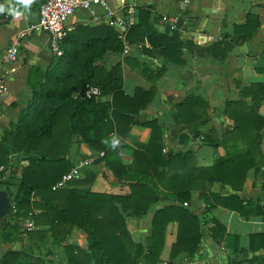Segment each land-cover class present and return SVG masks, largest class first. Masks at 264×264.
I'll list each match as a JSON object with an SVG mask.
<instances>
[{
    "label": "crops",
    "instance_id": "0c3cea01",
    "mask_svg": "<svg viewBox=\"0 0 264 264\" xmlns=\"http://www.w3.org/2000/svg\"><path fill=\"white\" fill-rule=\"evenodd\" d=\"M43 1L34 0L25 9L16 0H11V4L9 0H0V5L5 8L0 13V80L9 90L8 95L0 99V141L4 133L11 130L12 123L21 119L22 111L33 97L30 82L37 75L33 70L47 75L60 58L63 59V69H75L84 65L87 54L96 55L92 66L97 68L99 82L103 81L112 67L120 66L124 94L133 98L137 90L142 89L145 93L137 101L138 105H143L148 99L149 101L132 116L134 123L125 135L117 134L115 130L109 132L110 139L113 134L120 139L117 150L120 163L126 170L121 178L112 173L104 153L93 150L79 132H72L66 114L61 113L55 118L50 136L30 144L17 145L12 150L14 154L8 168L1 170L0 190L9 187V196L19 197L23 191L19 189H29L26 203L29 212L37 215L43 212L38 208V204L43 205V197L31 186L32 177H28L29 184H23L22 166L28 165L32 159L44 158V162H51L61 158L66 159L72 169L80 160H92L82 168L75 181L58 188L77 190L79 194L92 192L117 199L126 198L133 194L134 189L143 187L144 190H141L153 200L142 213L136 214L129 209L131 207H125L119 200H114L113 205L122 215L132 243L143 249L141 255L132 253L129 258L139 257L136 264H147L144 256L149 252L147 240L152 233L153 219L157 211L175 204L176 199L165 196L167 193L163 184L154 176L147 179L139 170L136 173L132 170V149L149 143L153 129L144 123L153 122L161 130L162 155L166 160L169 153H191L195 158L191 165L196 168L211 167L219 158L228 154V148L204 141L203 136H216L219 142L220 136L234 126L233 119L224 114L226 104L242 100L248 106L253 105L254 97L245 90L252 85H263L257 113L264 117V0H111V7L116 13L125 19H132L134 25L112 26L105 17H101L100 10L97 11L99 17L96 20L88 12L78 10L66 23L69 33L63 45L61 44L62 47L60 46L61 56L51 51L49 34L40 32L21 40L18 59L7 65L5 51L20 31L38 21L39 7ZM10 8L22 15L14 17L9 12ZM179 18L182 19L181 25L176 23ZM122 30L124 37H120ZM202 35L205 37H201ZM110 38H114L115 43ZM88 39L103 41L94 40L89 48H84ZM126 46L128 51L125 54ZM160 71L158 76L149 77L151 72ZM78 94L75 92L73 96ZM191 96L201 97L207 107L204 108L205 111H200L199 121L189 126L180 116L176 105ZM111 99L112 97H106L105 101ZM112 113L113 111L109 112V118L114 122ZM204 120L205 123L202 124ZM119 122L122 120L119 119ZM239 142L241 146L245 145L244 142ZM259 146L260 152L264 154V129L261 131ZM23 154L30 155V160L21 157ZM12 164L15 172L11 178ZM167 171L159 169L158 174ZM262 182L261 174L251 169L247 171L246 180L241 187L218 181L205 182L204 192L216 194L220 199L237 196L250 205L264 208ZM200 193L199 190H193L187 203L182 202L202 222L200 248L193 256L183 251L171 258L178 229V222L171 221L165 228L164 248L153 264H231L230 261L237 257L247 259L239 264H264L258 259L253 260V257H264L263 246L258 243L257 250L252 251L249 241L251 235H264V215L243 216L237 211L217 206L206 209L205 199ZM53 205L64 207L59 199ZM255 211L252 209V212ZM21 218L27 219L29 215ZM212 219L218 220L226 234L236 237L237 252L225 248V243L213 239L209 231ZM31 220L34 222V229L30 233L36 236H29L21 219L8 220L9 226L4 231L8 232L10 227L16 225V233L8 243L0 240V262L7 252L15 249L28 254L31 264H93L92 260L86 262L91 256V250L87 232L79 224L76 223L68 235H64V228L58 225L61 235L54 238L48 224L44 223V216L37 220L31 217ZM121 230L114 229L119 236ZM38 234L40 235L37 236ZM38 245L44 246V254L41 256L27 251L28 247L38 248ZM71 249L74 251H70Z\"/></svg>",
    "mask_w": 264,
    "mask_h": 264
},
{
    "label": "trees",
    "instance_id": "16d2710c",
    "mask_svg": "<svg viewBox=\"0 0 264 264\" xmlns=\"http://www.w3.org/2000/svg\"><path fill=\"white\" fill-rule=\"evenodd\" d=\"M134 30L136 31V29ZM149 38L152 36L149 35ZM94 40L103 41L107 38ZM94 40H86L84 48H89ZM110 41L115 43L116 40L110 38ZM95 56L91 53L87 54L84 65L75 69L74 67L63 69V59L60 58L53 70L47 75L33 70L37 74L35 80L30 82L33 97L26 109L22 111L21 119L12 123L11 130L5 132L0 141V170L8 168L10 159L14 154L12 150L17 145L30 144L50 136L55 118L59 114L65 113L67 120L71 123L72 132H79L93 150L104 153L106 163L112 173L118 178L125 174L126 170L120 163L119 150L113 151L102 141L110 140L109 132L111 131L115 130L120 135H125L130 131L131 125L134 123L132 116L145 107L149 99L139 106L137 101L145 93L144 90L138 89L133 98L124 94L121 87L120 66L112 67L106 73L103 81L99 82L100 75L96 73L97 68L92 66ZM160 73L161 71L151 72L149 77L151 75L158 76ZM86 84L99 88L102 98L98 100L84 99L80 94L74 97L73 94L75 92L81 93ZM262 87L263 85H252L250 89L245 90L246 93L254 97V104L251 106L242 100L230 101L226 104L224 114L233 119L234 126L220 136L219 142L216 136H203L204 141L213 145L218 143L219 146L228 148V154L219 158L211 167L196 168L191 165L195 161L191 153H169L166 160L162 155L163 137L161 130L153 122L144 123L153 131L148 144H142L136 149H132L134 153L132 170L135 173L139 170L147 179L154 176L163 184L167 193L165 196L176 199L175 204L157 211L153 219L152 233L147 240L149 252L144 256L147 264H153L158 259L157 256L164 248L166 225L171 221L178 222L177 237L172 247L171 258L183 251L193 256L200 248L202 244L200 233L202 222L198 216L188 210L189 207L182 203L184 201L187 203L189 194L193 190L201 192L200 195L205 199L206 209L217 206L237 211L243 216L264 215V208L250 205L237 196L220 199L216 194L204 192L205 182L218 181L234 187H241L246 180L247 171L251 169H254L257 174H261L262 186H264V154L260 152L259 146L261 131L264 129V117L257 113L262 98ZM104 97H112V99L102 102ZM206 107L207 104L199 96H191L176 105L180 116L189 126L199 121L200 111H205L204 108ZM112 111L114 122L109 118V112ZM118 118L122 122H119ZM201 123L204 124L205 120ZM239 141L244 142L245 145L241 146ZM28 154H23L21 157H27L30 160ZM14 168L15 166L12 164L11 178L15 172ZM70 168L69 162L61 158L51 162H44V158L32 159L28 165L22 166L23 184L29 182L28 177H32L31 186L43 197L41 198L43 205L38 204V208L43 212L37 215L31 213L32 218L37 220L44 216V223L48 224L54 238H59L61 235L58 225L64 228L63 234L68 235L70 229L76 223L79 224L87 232V242L91 250V256L86 262L92 260L93 264H136L135 261L139 257L130 259L129 256L132 253L141 255L143 253L142 246L132 243L126 231L124 219L115 209L113 201H122L125 207H131L129 209L138 214L142 213L141 211L153 199L148 198V195L141 190L143 189L141 186L134 189L133 194L128 197L117 199L110 198L108 195L92 194V192L79 194L77 190H61L60 188H56V190L57 182L61 181ZM159 169L168 170L170 173L167 171V173L158 174ZM4 190L11 194L9 187L4 188ZM25 190L26 192L23 191L24 193L22 192L19 197L10 196L14 212L13 217L7 218L6 222L0 225V230H2L0 240L3 243L13 240L16 230V225H13L8 232L4 231L9 226L8 220L22 219L21 217L28 216L30 213L28 203H26L28 201L27 194L30 190L26 188ZM56 199L64 203L63 208L53 205ZM140 205L144 206L141 207ZM21 209H25V211L22 212ZM252 209L256 211L252 212ZM211 223L209 231L213 239L225 243V248L237 252L236 237L226 234L218 220L212 219ZM114 229H122L121 236L117 235ZM26 232L29 236H36L29 231ZM249 241L252 251L257 250L256 245L258 243H261L264 248L263 234L251 235ZM70 251L73 252L74 250L71 249ZM29 258L28 254L14 249L2 257L0 264H31ZM255 259L264 262V257H253V260ZM246 260L237 257L230 263L239 264Z\"/></svg>",
    "mask_w": 264,
    "mask_h": 264
},
{
    "label": "built area",
    "instance_id": "2783aa9c",
    "mask_svg": "<svg viewBox=\"0 0 264 264\" xmlns=\"http://www.w3.org/2000/svg\"><path fill=\"white\" fill-rule=\"evenodd\" d=\"M78 10H84L96 20L99 17L98 10L102 12L101 17H105L109 25L117 26L134 25V21L129 18H123L116 13V10L111 7V0H44L39 7L38 21L30 25L25 30L19 32L18 36L12 40L9 48L5 51L4 59L7 65L13 64L18 58L19 46L21 40L28 35H34L40 32L49 34V47L55 55L61 56L60 46L67 38L69 28L66 23L71 16ZM166 17L163 18L165 20ZM128 20V21H127ZM126 21V22H124ZM120 37H124L123 30L120 32ZM128 51V46L125 47L124 53ZM9 90L4 82L0 80V99L6 97ZM84 99L98 100L102 98L101 90L97 87L86 84L81 93ZM92 160L84 159L77 162L70 171L62 177L61 181L57 182L55 188L65 187L72 181H75L80 176L83 167L87 166ZM187 206L186 203L183 204ZM14 207V206H13ZM29 218L21 219L24 222L23 227L26 231L34 229V222L31 220V213H28Z\"/></svg>",
    "mask_w": 264,
    "mask_h": 264
},
{
    "label": "water",
    "instance_id": "95a60500",
    "mask_svg": "<svg viewBox=\"0 0 264 264\" xmlns=\"http://www.w3.org/2000/svg\"><path fill=\"white\" fill-rule=\"evenodd\" d=\"M182 19L177 20V24L181 25ZM201 37H205L202 35ZM106 97L103 98L104 102ZM9 192L6 190H0V225H3L6 222L8 217H13L14 207L11 205Z\"/></svg>",
    "mask_w": 264,
    "mask_h": 264
},
{
    "label": "clouds",
    "instance_id": "9594fccd",
    "mask_svg": "<svg viewBox=\"0 0 264 264\" xmlns=\"http://www.w3.org/2000/svg\"><path fill=\"white\" fill-rule=\"evenodd\" d=\"M16 3L19 5H23L25 9H27L31 4L34 3V0H16ZM9 4H11V0H9ZM4 11V6L0 5V13H3ZM9 12L16 18H19L22 15V13H20L19 11H15L11 8L9 9ZM102 143H104L106 146L110 147L113 151H115L120 145V139L115 134H113L110 140L105 139L102 141Z\"/></svg>",
    "mask_w": 264,
    "mask_h": 264
},
{
    "label": "rangeland",
    "instance_id": "374dc122",
    "mask_svg": "<svg viewBox=\"0 0 264 264\" xmlns=\"http://www.w3.org/2000/svg\"><path fill=\"white\" fill-rule=\"evenodd\" d=\"M1 170H0V176H1ZM19 190H23L24 192H26V190H25V188H22V189H19ZM22 191V192H23ZM23 192V193H24ZM22 210V212L23 211H25V209H21ZM16 219V218H15ZM21 222V221H20ZM16 233V232H15ZM2 233L0 232V235H1ZM33 245V244H32ZM27 251L28 252H30V253H33V254H35V255H38V256H41L42 254H44V246L42 245V246H40V245H38V248H36V247H34V248H30V247H28V249H27ZM51 251H52V249H51Z\"/></svg>",
    "mask_w": 264,
    "mask_h": 264
}]
</instances>
